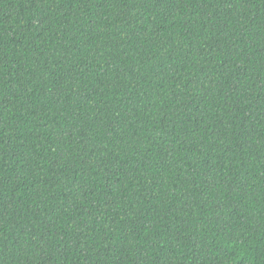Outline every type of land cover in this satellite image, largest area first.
Wrapping results in <instances>:
<instances>
[{
	"label": "trees",
	"instance_id": "obj_1",
	"mask_svg": "<svg viewBox=\"0 0 264 264\" xmlns=\"http://www.w3.org/2000/svg\"><path fill=\"white\" fill-rule=\"evenodd\" d=\"M0 264H264V0H0Z\"/></svg>",
	"mask_w": 264,
	"mask_h": 264
}]
</instances>
